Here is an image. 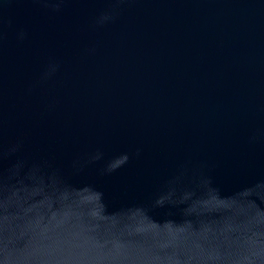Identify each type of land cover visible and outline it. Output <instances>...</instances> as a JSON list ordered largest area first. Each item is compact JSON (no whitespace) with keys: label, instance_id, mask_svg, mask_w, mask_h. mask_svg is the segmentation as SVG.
I'll use <instances>...</instances> for the list:
<instances>
[{"label":"water","instance_id":"water-1","mask_svg":"<svg viewBox=\"0 0 264 264\" xmlns=\"http://www.w3.org/2000/svg\"><path fill=\"white\" fill-rule=\"evenodd\" d=\"M0 264H264V0H0Z\"/></svg>","mask_w":264,"mask_h":264}]
</instances>
